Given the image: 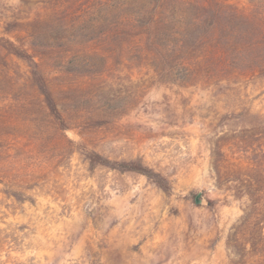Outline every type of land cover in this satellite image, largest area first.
Returning a JSON list of instances; mask_svg holds the SVG:
<instances>
[{"label":"rangeland","instance_id":"obj_1","mask_svg":"<svg viewBox=\"0 0 264 264\" xmlns=\"http://www.w3.org/2000/svg\"><path fill=\"white\" fill-rule=\"evenodd\" d=\"M172 2L0 0V264H264V4L171 27ZM157 17L177 59L125 22Z\"/></svg>","mask_w":264,"mask_h":264},{"label":"trees","instance_id":"obj_2","mask_svg":"<svg viewBox=\"0 0 264 264\" xmlns=\"http://www.w3.org/2000/svg\"><path fill=\"white\" fill-rule=\"evenodd\" d=\"M154 5L153 8H156V6H158V3H161V1H165V0H152ZM169 1V0H166ZM180 0H175V2H172L173 5L171 6V11L169 12V21L170 23H172L171 27L179 24H187L189 19H193L196 20L198 17H202L203 15H206V18L204 19V21L210 19L209 17L215 16L217 12H219L220 10L218 9V5L223 6V2H225L227 4V0H203L204 4L201 8L198 7V5L194 2V1H189L186 3V7L185 8H177V4H181L182 2ZM261 3L264 4V0H261ZM227 7V6H226ZM225 7V8H226ZM159 8H161L159 6ZM176 9V10H175ZM177 9H181V10H177ZM199 9V10H198ZM159 18L157 17L155 18V23L153 24L152 22H147L148 23V28H146L145 30H142L138 19H134L133 20H125V22L129 23L132 22L133 25H136L140 28L141 31H143L140 36L139 40H142L144 37V39H147L148 41H151L153 48L149 49L146 55H149V53H151V55L153 57L156 58V60L158 62H164L165 61V53L163 51H165V49H163L162 47V42L163 41H167L169 42V51L170 53H173V55L175 56V58L177 59L178 56H180L181 54H185L183 52V48H185L184 44H185V40L181 41V45L176 47L175 44V40L177 39V37H185L186 34L188 32L184 31L183 28H181V26L178 27V29H173L170 26L168 27L167 24H162L161 26H158V22H159ZM211 25H213V23H211ZM154 26L153 29H157V31L155 32V34L153 35H149L148 36V32L147 30L149 28H152ZM173 30L175 32H173ZM232 38H229V40H231ZM234 41H235V37H234ZM13 47L16 48V46L14 44H12ZM188 49H190L188 47ZM198 49V48H197ZM197 49L191 48L189 54L192 56L194 55V53H196ZM153 51V52H151ZM217 53H221V49L218 48L216 50ZM203 53H205L203 56H206L207 53H209L208 48H205V50L203 52H201L197 58L202 55ZM16 54H18L19 56H24V58L33 61V57L28 54L27 52H16ZM151 57V56H150ZM168 58V57H167ZM196 58V59H197ZM169 61V60H168ZM171 62V60H170ZM33 63V70H32V76H33V80L35 82V85L38 87L40 94L43 97V102L45 103L47 109L49 110L50 114L54 117V119L58 122L60 128L62 129H66L67 124L61 114V111L58 107V104L53 96V93L51 92V90L49 89L48 83L46 81V79L44 78V76L39 73V71L36 69V67H38V65L35 62ZM179 64V63H177ZM180 65V64H179ZM171 69H175V68H171ZM189 79V78H188ZM89 159L92 165H105V163H107L106 161H103L102 158L96 154V153H92L89 155ZM219 161V160H218ZM220 162H217L216 164V168H218V173L220 174ZM119 165V167H122L128 171H137L140 173H146L152 177H154V179H156L160 185H162L166 190L168 189L167 184L165 183V180L163 178H161L158 174H154L152 171L148 170L147 168H145L144 166H142L141 164L138 163H128V164H117ZM236 168H240L235 166ZM241 170V168H240ZM239 170H237L236 172H238ZM253 216V213H250L249 210L245 212L244 217L242 219V224H240L236 230L237 234H240L245 228H248L250 225V221L251 218Z\"/></svg>","mask_w":264,"mask_h":264}]
</instances>
